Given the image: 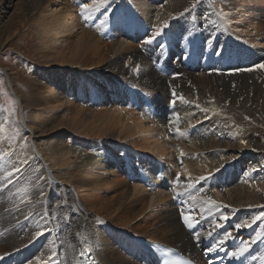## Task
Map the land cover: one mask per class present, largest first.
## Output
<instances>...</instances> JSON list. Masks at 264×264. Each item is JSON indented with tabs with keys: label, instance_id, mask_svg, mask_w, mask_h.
Returning <instances> with one entry per match:
<instances>
[{
	"label": "bare ground",
	"instance_id": "obj_1",
	"mask_svg": "<svg viewBox=\"0 0 264 264\" xmlns=\"http://www.w3.org/2000/svg\"><path fill=\"white\" fill-rule=\"evenodd\" d=\"M84 4L89 6L87 10L82 8ZM163 6L165 13L156 11L150 21L152 10L145 0H29L28 12L36 16L33 20L39 28L42 50L41 55H36L40 59L36 62L52 66L48 70L51 79L47 82L41 84L27 77L26 96L36 97L32 104L41 114H36L33 123L24 122L25 127L36 135L35 139L43 134L57 136L53 133L55 130H65L71 142L66 145L57 139L45 145L40 144V139H32L31 144H25L24 139H19L15 148L9 146L8 154L0 158V256L10 248L14 252L24 250V254H34L39 247L40 253L32 258L34 262L26 264H80L84 254H90L97 264H155L143 240L139 244L133 237L117 236L128 260L115 250L105 251V242L97 235L93 222L103 221L101 225L175 248L196 264H214L210 255L225 249L235 251L259 232L261 239L248 253L219 264H264V223L235 228L237 223H251L254 216L264 211V129L259 131L264 123L257 122L243 105L244 102L250 106L264 105V68L258 67L264 64V51L253 49L264 47V0H165ZM185 9L195 13L201 23H192ZM138 13H142L144 20L140 16L135 18ZM216 14L239 41L251 46L227 42L221 50L220 59L229 57L231 52V59L225 62L229 73L234 70L229 77H224L223 71L218 72L223 63H217L215 57H211L217 63L211 72L207 61L180 59L182 49L189 48L184 46L186 40L199 41L198 44L203 41L208 48L213 46L219 51L223 42L219 40L222 31L214 18ZM174 16L181 25L176 28V34L184 44L177 50L175 65L169 68L168 62L152 46L164 40L172 45L175 33L167 27L166 34L153 44L144 45L143 40L161 24H172ZM89 20L93 27H87ZM147 22L149 28L143 37L140 27L145 28ZM99 33L102 40L97 37ZM134 36L142 38L139 43L147 55L131 52L137 46L131 40ZM86 38L95 49L90 56L83 57L79 53ZM110 56L111 60L100 71L113 72L115 83H123L117 85L120 92L107 96L96 86L92 88L91 100L76 95L81 97L59 103L64 95L57 88L60 69L70 68L72 64L104 62ZM256 58L260 62H250ZM124 60L127 63L120 65ZM240 66L243 67L236 73L233 68ZM174 72L180 73L178 78ZM67 81L64 86L70 87L72 80ZM192 81L200 82L204 95H193L184 88V82ZM236 81H240L238 90ZM8 86L19 99L10 79ZM170 87L177 90L175 93L171 89L169 96H173L170 104H175L174 109L165 113L160 99L156 102L152 98L151 102L148 96L151 105L145 107L141 96H151L155 90L164 88L169 94ZM61 91H65L64 87ZM152 103L156 112L151 116ZM59 107L63 109L60 111ZM60 113L62 117L58 118ZM258 133L263 135L262 144L255 139L260 136ZM107 140L109 146L118 150V154L110 151L116 159L108 158L102 144ZM119 149H123L122 154ZM120 157L127 158L123 163L127 171L121 169L120 174L128 180L106 170L108 162L120 167ZM140 168H144L147 179ZM237 169L246 170L244 180L237 176ZM222 174H225L224 180L219 179ZM200 177L208 179L200 180ZM9 180L12 185L6 184ZM66 185L73 190L74 202L67 200L72 194L70 189L67 192ZM5 186H11L13 192L2 200ZM38 187L45 188L44 192L37 191ZM45 199L46 206L42 205ZM53 199L62 209L66 210L68 204L82 211L83 216L71 210L73 214L62 219L68 225L53 246L47 245L50 238L43 245L36 241L28 245L36 232L50 230ZM210 201L217 207H212ZM8 206H13L14 215ZM85 213L91 214L90 221ZM182 213L192 217V229L185 224ZM221 215L229 219L221 220ZM16 227L20 228L18 233ZM74 227L77 234L73 232ZM227 233L232 236L225 241ZM221 241H224L222 251H208ZM200 247L202 252L198 251ZM8 261L9 256L4 257L0 264H11Z\"/></svg>",
	"mask_w": 264,
	"mask_h": 264
},
{
	"label": "rangeland",
	"instance_id": "obj_2",
	"mask_svg": "<svg viewBox=\"0 0 264 264\" xmlns=\"http://www.w3.org/2000/svg\"><path fill=\"white\" fill-rule=\"evenodd\" d=\"M145 1H147V4L150 5V10H152L149 13L150 18L148 17V19L150 21H153V17H151V15H154L156 11H160L162 13H165L163 11V7H164L163 4H164L165 0H145ZM28 4H29V0H0V38H1L0 39V127L3 128V131L0 132V156H2L0 158H3L6 156V154H8L7 148H9V146L12 145L13 148H15L14 145H16V143L19 139H21L20 141H22L24 139L22 141V143H25V144H31L32 139H34V140L40 139L41 140L40 144H45V145L51 144V142H55V141H57V139L60 142H64L66 145L70 144V142H71L70 141L71 136L70 135L68 136V133H66L65 130L64 131L63 130H60V131L55 130L53 133L57 134V136H54V135L51 136L52 134H50L49 136H45V134H43V135H41V137H39V138L37 137L38 139L37 138L35 139L36 135L30 134L28 128L25 127L24 122L33 123V120L35 119L36 114H41V110L39 112V109L36 108L37 106L32 104V101L36 97L35 96H26V94H27L26 93L27 77H30V78H32V80H35L41 84L43 82H47L51 79L49 76L48 70L52 66V64L42 65V64H39L36 62V61L40 60V59H36V57H37L36 55L39 56L42 54V50H41L39 40H38L39 28L35 24V22H34L35 20H33L36 16L34 14H31L30 12H28ZM210 8H211V11L213 12V7H210ZM186 13H187V17L190 19V21L192 23H194L195 25H199V23H201L197 19L196 14L193 13L190 9ZM123 15L128 16L129 13H123ZM137 16L141 17V19L139 18L140 20H144V16L142 15V13L141 14L138 13V15H135V18H137ZM172 18H173L172 24H168V27L171 29V33L172 34L175 33L172 45L169 44V42L167 40H164L162 43L166 45L167 51H166V53H163V54L159 48L160 44L152 46V50L154 52L156 50V54L159 55L162 58V60H164V61L166 60L168 62L169 68L175 65L174 60H175V58L178 57V55H176L177 50L182 49L181 47L185 43L184 46L185 47L189 46V48H186L184 50L182 49L180 59H182V60L184 59V60H188V61L193 60V61H197V62L207 61V65H209L211 67V68H209V71L210 70L212 71V69L215 67V64H217L218 62H222L223 64L221 65V67L219 66L220 71H218V72L223 71L222 75L224 77H229L232 74H234V73H232L234 70H232L231 73H229L228 68L225 67V65H227V64H225L226 60L231 59V55H230L231 52L228 53L229 57L226 56L224 59H220L221 55L215 54V52H217V51L214 50L213 46L208 48L209 45H206L205 42H203V41L201 44H198L199 41H196L194 43H190L188 40H186L184 43H182L181 39H179L178 35L176 34V32H177L176 28L178 29L179 27H181V25H178L179 19L176 18L175 16ZM214 18L218 22L219 28L221 27L220 31H222V33L219 35V40L224 43V44L222 43V46L219 49V53L221 52V50L225 46H227V42H229L232 45L237 46L235 44L237 41V42H239V44L242 43V44H240L241 46L246 45V47L251 48V46L249 44L244 43L242 41H239L240 40L239 37L235 36L233 34V31L230 30V28L228 26L223 24L221 18H219L217 14L215 15ZM90 26L93 27V23H90V20H89V21H87V27L90 28ZM153 27L154 26H151L150 28H153ZM145 28H146V30H145ZM145 28L140 27L143 37H145V33L147 32V30L149 28L148 22L146 23ZM99 34H100L99 35L100 37L99 36H97V37L101 39L102 33H99ZM164 34H166V33H164ZM104 39L105 38H103V40ZM141 39H142L141 37L137 38L135 36H134V38L131 39L135 45L137 44V46L134 47L135 51H131V52L132 53H134V52L138 53L139 52L140 54L145 56V55H147V52L142 47V44L139 43ZM209 39L210 38H208L205 41H208ZM258 48L262 49L264 51V49H263L264 47H256V48L253 47V49H258ZM94 49L95 48L92 47V45L90 44V41H88L86 38V41H84V42L82 41V43H81V51H80L79 55L80 56L83 55V57L90 56V54L93 53ZM174 49H176V50H174ZM250 52L254 53V51H250ZM129 54H131V53H129ZM211 57L217 58L216 59L217 63L212 61ZM109 60H111V56L108 57L107 59H105L104 62L101 61V62L93 63V64H88V63L72 64L70 66V68L67 67L63 70L60 69V71H58V72L61 74L62 78H61V76H60V78H58L57 88H59L58 89L59 92L64 94V95L62 96V94H60L62 97L59 98V103H63V102H65V100L73 102V101H75L74 98L81 97V96H76V95H84L86 99L88 97L91 100L92 88H94L96 86H97V88L101 89V91L106 93L107 96H110L111 94L115 95V93L120 92L121 89H119L117 87V85H123V83H117V84L115 83L114 78H113L114 77L113 72L111 73L110 71H107L105 73L104 72L101 73V71H100V68L103 67V65L105 63H107V61H109ZM20 61H21V63H20ZM119 61H121V60H119ZM255 61H257V58L255 60H251L250 62H255ZM197 62H195V64H197ZM257 62H260V61L258 60ZM262 62H264V60ZM126 63H127V61L124 60L120 63V65H125ZM242 67L241 66L235 67L233 69H235V72L238 73V70L241 69ZM246 67H249V66H246ZM187 68H188V66H187ZM243 71L246 72V70H243ZM17 73H19L20 75H17ZM179 74L180 73H177V72L173 73V75L176 76L175 78H178ZM6 75L9 77L8 79H6ZM123 76H125V75H121V77H123ZM125 77H126V79H128V77H130V75H126ZM9 79L12 82L13 88L16 89L15 91L18 92V96H20V98H19L20 100L12 94L11 88H9V86H8V80ZM68 79L72 80V84L70 87H65L64 83L68 82L67 81ZM109 79H112V82H110ZM227 79H229V78H227ZM229 81H230V79H229ZM193 82H198V81H192L190 83L184 82L183 83L185 85L184 88L185 89L187 88L188 90L191 91V94L194 93V94H196V96L198 94L204 95V93H201V92H204V90H203V87L200 85V82L194 83V84H193ZM239 83H240V81L239 82L236 81V83H235L237 90L239 89L238 87L240 86ZM132 84H135V83H132ZM191 84H193L195 86H193ZM196 84H199V85H196ZM63 87H64L65 91H61L63 89ZM198 87H199V89H198ZM200 87H202L203 91H201ZM171 89L174 90L175 93L177 92V90L174 87H170L168 89L169 94H167L166 88H164V90L163 89H158V91L155 90V92L151 93V96H149V95L141 96L142 101H144V103H145V107L150 108L146 105H151V102H152L151 99L153 98V99H155L156 102L158 99H160V104L163 107L165 113H167L170 109L171 110L174 109L175 104L174 103L172 105L170 104L171 98L173 99V96L169 97L170 93H171L170 92ZM242 90H244V89H242ZM125 92H123V95H125V96L128 95L127 89L125 90ZM100 95H102V94H100ZM152 95H154V96H152ZM147 96L149 97V100L151 102L147 99ZM38 97L40 98V96H37V99H39ZM98 97H100V96L98 95ZM19 101L21 103H19ZM28 103H30V104H28ZM154 104H153L154 109L152 111L149 109V111L151 112L150 113L151 116L154 115L156 112V106ZM243 105H244V108L248 112H250L254 115L255 120L257 122H259V123L263 122L264 123V105L262 103H260L259 106L258 105L257 106H255V105L250 106L248 103L245 104V102H244ZM58 109L61 111V109H63V107H59ZM26 110H28V111L26 112ZM147 113H149V112H147ZM23 117H24V119H23ZM61 117H62V113L58 114V118H61ZM263 129H264V127H260L259 131H263ZM60 132H63L64 134H60ZM258 134L260 135V133H258ZM260 137H263V135L262 136L257 135L255 137V139L258 141V143L262 144L263 140ZM3 142H4V144H3ZM108 143H109V140L102 143L103 147L105 149H107V151H108V158H110V160L116 159L117 158L116 155H114V154L111 155L110 151H113V152H115V154H118V150L116 148H112V146H109ZM99 144H101V142H99ZM127 145L130 148H132L134 151H137V148H135L133 145H131L129 143H127ZM119 151H120L119 154H122L123 149H119ZM150 156H153V155L150 154ZM125 159H127V158L126 157H124V159L121 158L122 161H120V163H119L120 167H115L112 162H108L107 164L109 166L107 167L106 170H108V169L112 170L113 175H115V176L118 175L119 178L122 177V178L128 180L129 178L126 175L120 174L121 169L123 172L126 170V168L124 167V164H123L125 162ZM148 160H150V159H148ZM140 169H141V171L144 172L146 179H147V173L145 172L144 168H140ZM117 171H119V172H117ZM158 171H159V168H158ZM235 172H236L237 176H239L240 180L241 179L244 180V178L246 177L245 173H247V172L245 169H244V172L241 169H237ZM96 173L104 174V172H96ZM219 179L224 180L225 174H222L219 177ZM166 180L169 181L168 179H166ZM6 184L12 185L11 180L7 181ZM56 186H60V184L56 183ZM64 187L67 189V192H69L70 187L67 185ZM10 189H11V186H5L3 188L4 194H3L2 200H4L5 197L9 196L13 192V190L12 189L10 190ZM44 189L41 190V188L38 187V189H36V190L39 192H44ZM70 191H71L72 197H70L67 200L74 202L73 201V198H74L73 195L74 194H73L72 188L70 189ZM0 196H1V191H0ZM41 197H43V194H41ZM58 203L59 202H57L53 199V205H52V208L50 210V215H52L53 218L51 220L48 219V220L53 222L52 226H50V230L48 228H45L48 231L42 232L43 233L42 236H40L39 238L33 239L31 242H29L28 245H31L34 241H36V243H38L40 245H43L46 243V240L48 238H50L47 245L53 246L55 244V241L60 238L64 228L68 225V222L67 221L63 222L62 219L66 218L69 215L71 216V214H73V213L79 215L80 217L83 216V212L78 211L77 208L73 207L74 209H72V207L70 205L66 204L65 206L67 209L65 210V209H62ZM42 205L46 206V199L43 201ZM8 207L11 211V215H14L13 206H11V207L8 206ZM71 210L73 211V213ZM62 213H65V215L61 216ZM85 217H88V220L90 221L91 214L85 213ZM93 222H94V227L97 230V235L101 238L102 242H105L104 243L105 244V247H104L105 251L115 250V251L119 252L120 255H122V257L124 259L127 258L126 260H128V256L125 255V252L123 251V247L120 245L119 239L117 238V236L121 237L122 235H125L126 237H133L134 240L139 244L141 243L142 240L143 241H149L148 239L138 237V236L134 235L133 233H131V235H128V234H125L123 232H120L116 227L104 226V225L98 224L96 221H93ZM7 228H9V230H10V228H12V227H7ZM72 229H73L74 233H76V234L78 233V230L75 227ZM19 231H20V228L16 227L15 232L18 233ZM126 240L128 242L131 241L130 238H126ZM101 248L103 249V246H101ZM205 248H207V247H205ZM227 250L229 252H231V249H225L221 253H218L214 256L210 255V259H211L212 263L219 264V263H223V262L233 261L234 258L230 257L229 255L225 256V253L227 252ZM23 251L24 250L14 252V248L13 249L10 248V249H8V251L5 254L0 256V259H2L4 257L7 258L9 256L8 262L11 264H26L27 262H34V260L32 259L34 254H36L35 256H37L40 253L39 247L36 249V252L34 254H32L31 252H29L28 254H24ZM198 251L202 252L203 249L200 247V248H198ZM203 254L206 255L205 252H203ZM208 255H209V253H208Z\"/></svg>",
	"mask_w": 264,
	"mask_h": 264
},
{
	"label": "snow or ice",
	"instance_id": "obj_3",
	"mask_svg": "<svg viewBox=\"0 0 264 264\" xmlns=\"http://www.w3.org/2000/svg\"><path fill=\"white\" fill-rule=\"evenodd\" d=\"M197 2H198V0H197ZM193 7H195V4L193 5ZM82 8L84 10H87L89 8V6L87 4H84V5H82ZM188 11H189V9H185V12H188ZM105 14H106V12H105ZM167 27H168L167 22H165L164 24H161L160 26L156 27L155 30L151 33V35L147 36L143 40V44L144 45H149V44L154 43L155 40L163 34L164 30ZM159 48H160L162 54L166 53L167 49H166V45L165 44L161 43L159 45ZM216 54L219 55L220 54L219 51H217ZM258 67L264 68V64L258 65ZM2 131H3V128L0 127V132H2ZM177 178L179 179V174H177ZM206 179H208V177H200V180H206ZM209 203L212 205V207H217V205L215 204L214 201H210ZM182 218H183L185 224L187 225V227L189 229H192L194 227L193 223L190 222L192 220L191 216L185 215V214L182 213ZM219 218L221 220H224V221H227L229 219V217L224 216V215H221ZM257 222L264 223V211H260L258 215L254 216L252 218L251 223H249L248 221H245L244 223H237L235 225V228H236V230H240L241 228H249V227H252V225L256 224ZM97 223L98 224H102L103 221H98ZM42 235H43V233L38 231V232H36L34 239L39 238ZM231 236H232V233H227L224 236V240L225 241L228 240ZM261 237H262V234L258 232L256 234V236L250 242H248V241L242 242L241 245L238 248H236L235 251L229 252V253H227V255H229L232 258H237V259L243 257L246 253L249 252V250L252 247V245L256 244L257 241L261 239ZM223 242L224 241H221L219 245L214 246L212 248H209L208 251L209 252L222 251L223 250V248H222ZM83 254L84 253L82 252L81 255H83ZM253 259H255V257H253Z\"/></svg>",
	"mask_w": 264,
	"mask_h": 264
}]
</instances>
